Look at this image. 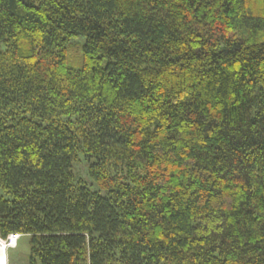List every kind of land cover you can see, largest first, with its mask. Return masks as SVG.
Listing matches in <instances>:
<instances>
[{"label":"trees","instance_id":"obj_1","mask_svg":"<svg viewBox=\"0 0 264 264\" xmlns=\"http://www.w3.org/2000/svg\"><path fill=\"white\" fill-rule=\"evenodd\" d=\"M0 44L27 264H264V0H0Z\"/></svg>","mask_w":264,"mask_h":264},{"label":"rangeland","instance_id":"obj_2","mask_svg":"<svg viewBox=\"0 0 264 264\" xmlns=\"http://www.w3.org/2000/svg\"><path fill=\"white\" fill-rule=\"evenodd\" d=\"M0 46L4 48V44H0ZM81 52L82 51L80 48H75L72 51H70V55H69L70 66H73L75 68L81 66V61H82ZM83 166H85V162L79 163V165L76 166V169L81 173V176L83 178H85L87 181H91V179L87 174V171ZM1 241H3V239H1ZM30 241H31V237L29 235H21L19 239L17 238V245L10 246L8 248L7 251L8 264L9 262L11 264H27L29 262V258L31 255ZM7 244L9 243L7 242L6 245Z\"/></svg>","mask_w":264,"mask_h":264},{"label":"bare ground","instance_id":"obj_3","mask_svg":"<svg viewBox=\"0 0 264 264\" xmlns=\"http://www.w3.org/2000/svg\"><path fill=\"white\" fill-rule=\"evenodd\" d=\"M21 236V235H20ZM17 238H18V236H13L10 240H9V244H7L8 245V247H7V245H6V242L4 241V239H3V241H1V239H0V260L3 258V248H4V250H5V254H6V264H8V248L10 247V246H16L17 245Z\"/></svg>","mask_w":264,"mask_h":264},{"label":"water","instance_id":"obj_4","mask_svg":"<svg viewBox=\"0 0 264 264\" xmlns=\"http://www.w3.org/2000/svg\"><path fill=\"white\" fill-rule=\"evenodd\" d=\"M0 239H2V238H0ZM5 241V240H4ZM7 243V242H6ZM3 258L0 260V264H6V254H5V250H4V248H3Z\"/></svg>","mask_w":264,"mask_h":264},{"label":"built area","instance_id":"obj_5","mask_svg":"<svg viewBox=\"0 0 264 264\" xmlns=\"http://www.w3.org/2000/svg\"><path fill=\"white\" fill-rule=\"evenodd\" d=\"M13 236H18V239L20 238V235H19V234H14V235H11V236L9 237V240H10Z\"/></svg>","mask_w":264,"mask_h":264}]
</instances>
